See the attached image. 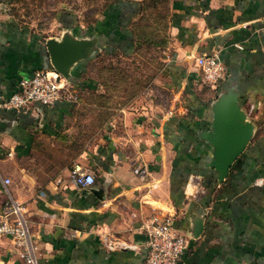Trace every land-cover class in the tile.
Returning <instances> with one entry per match:
<instances>
[{
    "label": "crops",
    "instance_id": "obj_1",
    "mask_svg": "<svg viewBox=\"0 0 264 264\" xmlns=\"http://www.w3.org/2000/svg\"><path fill=\"white\" fill-rule=\"evenodd\" d=\"M117 1L94 22L107 21L108 28L83 25L59 12L52 23L57 33L46 37L0 16V98L35 70L54 72L44 41H59L64 31L96 36L103 53L130 54L136 14L111 16L115 10L128 14L140 3ZM168 20L170 43L161 51L158 73L141 95L112 110L103 141L85 163L94 175L92 186L75 187L61 155L69 143L63 123L75 104L59 100L0 111V205L6 193L23 203L43 264H145V236L138 227L152 214L169 216L174 231L186 237L180 264H264V0H170ZM203 53H215L225 68L216 84L200 77L195 58ZM87 61L70 70V83L80 93L93 88ZM226 88L236 95L252 131L217 182L206 166L210 146L199 135L209 128L211 102ZM38 148L52 163L40 162L30 176L24 174L25 188L8 187L5 154ZM84 154L74 160L83 162ZM135 165L146 167L144 180L131 173ZM0 264H21L7 238L0 239Z\"/></svg>",
    "mask_w": 264,
    "mask_h": 264
},
{
    "label": "rangeland",
    "instance_id": "obj_2",
    "mask_svg": "<svg viewBox=\"0 0 264 264\" xmlns=\"http://www.w3.org/2000/svg\"><path fill=\"white\" fill-rule=\"evenodd\" d=\"M110 1L0 0V16H10L46 37L50 33H57L52 23L59 12L69 13V18H76L83 25L91 24L93 27ZM169 1L139 0L140 10L130 23L136 39L134 50L127 55L97 50L86 63V75L93 81V88L80 93L70 82L64 81L75 96L71 101L75 108L63 123V127L68 128L66 135L69 143L61 155L64 153V161L67 160L68 164L76 161L74 159L83 151L85 154L81 163L85 165L90 153L96 145L101 144L102 137L108 131L112 110L141 95L158 73L161 58L164 57L161 51L168 46L171 37ZM45 154V149L41 151L39 148L20 156L13 151L10 156L5 154L2 165L6 167L8 187L25 188L27 177L24 174L30 176L32 168L40 162L45 166L52 163L53 159ZM58 161L62 162L63 159Z\"/></svg>",
    "mask_w": 264,
    "mask_h": 264
},
{
    "label": "built area",
    "instance_id": "obj_3",
    "mask_svg": "<svg viewBox=\"0 0 264 264\" xmlns=\"http://www.w3.org/2000/svg\"><path fill=\"white\" fill-rule=\"evenodd\" d=\"M201 79L216 84L225 75V68L215 53L200 54L195 58ZM60 80V79H59ZM56 80V73L35 70L30 77L21 78L17 89L6 98H0V110L25 111L30 105H52L59 100L74 101L75 96L68 90L69 85ZM131 173L144 180L148 171L144 165H135ZM69 180L77 188H88L94 183V175L87 165L78 161L70 164ZM4 178L2 184L6 185ZM24 205L9 193L0 205V239L7 238L16 250L21 264H43L36 255V245L30 238ZM144 234L146 253L145 264H180L181 256L187 248L184 235L174 231L169 216L152 214L139 223ZM113 245L108 243V248Z\"/></svg>",
    "mask_w": 264,
    "mask_h": 264
},
{
    "label": "water",
    "instance_id": "obj_4",
    "mask_svg": "<svg viewBox=\"0 0 264 264\" xmlns=\"http://www.w3.org/2000/svg\"><path fill=\"white\" fill-rule=\"evenodd\" d=\"M44 47L50 66L56 73V80L62 78L63 81L70 82L73 64L96 52L99 45L95 37L84 38L71 31H64L59 41L47 38ZM209 108V128L201 130L199 137L211 150L206 166L212 168L215 180L221 182L249 141L252 124L245 119L244 113L238 107L236 95L229 88L218 94ZM199 229L196 225L195 235Z\"/></svg>",
    "mask_w": 264,
    "mask_h": 264
},
{
    "label": "trees",
    "instance_id": "obj_5",
    "mask_svg": "<svg viewBox=\"0 0 264 264\" xmlns=\"http://www.w3.org/2000/svg\"><path fill=\"white\" fill-rule=\"evenodd\" d=\"M116 2H118L117 0H112V1H110V2H108V3H116ZM135 6H137V7H135V8H137L136 10L135 9H131L130 10V12L128 13V14H126V12H123V11H118V10H115L113 13H112V16H111V18L113 17H116V18H131L132 17V15H135V14H137L138 12H139V10H140V5L138 4H136ZM124 7V9H126V6H123ZM61 12H63V11H61ZM65 15H67V16H70L69 15V13H65V12H63ZM132 13V14H131ZM129 15V16H128ZM105 18V17H104ZM122 20V21H121ZM120 20V22H124V20L123 19H121ZM97 24H94V26H93V28H95V26H97V25H100L101 24V22L99 21V22H96ZM102 25V29L103 28H108L109 27V23L107 22V21H105V23H103V24H101ZM104 29V30H105ZM86 32H87V29L85 30ZM85 33V32H84ZM87 34H90V33H88L87 32ZM130 41H132V40H134V44H135V41H136V39H135V35H134V33H133V31H132V29H131V32H130ZM81 37V36H80ZM92 37H95L96 38V36H92ZM97 40V39H96ZM97 43H98V41H97ZM98 45H99V43H98ZM110 53V52H109ZM96 53L94 52V53H92V54H90L85 60H87V59H92L93 57H94V55H95ZM124 55H127L128 54V52L127 53H123ZM93 56V57H92ZM72 82H74V80H71ZM0 111H5V110H0Z\"/></svg>",
    "mask_w": 264,
    "mask_h": 264
},
{
    "label": "bare ground",
    "instance_id": "obj_6",
    "mask_svg": "<svg viewBox=\"0 0 264 264\" xmlns=\"http://www.w3.org/2000/svg\"><path fill=\"white\" fill-rule=\"evenodd\" d=\"M52 73V72H51ZM54 73V72H53ZM59 81H61V80H59Z\"/></svg>",
    "mask_w": 264,
    "mask_h": 264
}]
</instances>
